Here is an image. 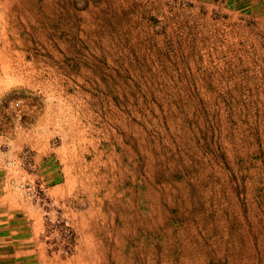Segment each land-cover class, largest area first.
<instances>
[{"label": "rangeland", "instance_id": "obj_1", "mask_svg": "<svg viewBox=\"0 0 264 264\" xmlns=\"http://www.w3.org/2000/svg\"><path fill=\"white\" fill-rule=\"evenodd\" d=\"M0 196L4 259L264 264V0H0Z\"/></svg>", "mask_w": 264, "mask_h": 264}, {"label": "crops", "instance_id": "obj_2", "mask_svg": "<svg viewBox=\"0 0 264 264\" xmlns=\"http://www.w3.org/2000/svg\"><path fill=\"white\" fill-rule=\"evenodd\" d=\"M2 203H3V196H0V223H2V221H3L2 220V215H3ZM13 210H14V208H13ZM13 210L9 209L8 211H12L13 213L17 212V209H15L14 211ZM30 211L32 214H29V217H27V218H22V221L26 222L29 225V227H31V230L33 232V236L31 239L35 240V238H38L40 233L43 230V216L35 208L30 210ZM12 216H13V214L11 215V217ZM19 220H20L19 218H13L12 219V222H14V228L12 227L11 232H18V230L15 229L17 227L15 224L18 223ZM1 232H0V238L2 236ZM9 243H10V245L15 247L14 249L26 248L25 250H22L20 252L19 251H13L12 253H10L9 264H98V262H96L94 260V258H86V257H69V258H65V259L64 258H51V257L45 258L44 257L43 259L42 258L39 259L38 262H36L35 257H28L25 259L21 257L23 260H19L20 256L35 253L36 252L35 246L29 245V244L28 245L24 244L23 246H20L21 244H23L22 242H17V241H13V240L8 242L7 244H9ZM2 247H3V241L0 240V264H4V260L7 261V259H8L6 257L4 259ZM13 256H16V258H13ZM13 259H15V262ZM5 264H8V263H5Z\"/></svg>", "mask_w": 264, "mask_h": 264}]
</instances>
